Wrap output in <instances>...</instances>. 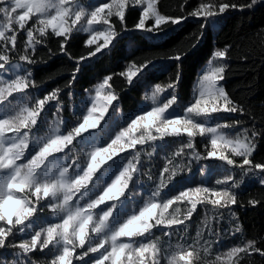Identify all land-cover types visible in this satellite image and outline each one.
Wrapping results in <instances>:
<instances>
[{"label": "snow or ice", "instance_id": "1", "mask_svg": "<svg viewBox=\"0 0 264 264\" xmlns=\"http://www.w3.org/2000/svg\"><path fill=\"white\" fill-rule=\"evenodd\" d=\"M189 2L180 0L179 14L170 15L161 10L160 0H0V264L264 259V238H247L234 210L245 177L259 175L264 185V162L254 159L264 137V116L251 113L222 83L232 45L212 53L189 103L178 100V72L166 85L150 86L144 95L149 105L127 120L121 114L113 121L109 114V109L117 112L119 99L113 75L85 90L86 97L71 108V120L64 115V89L35 94L32 66L42 61L41 49L75 61L64 86L74 100L81 62L116 47L129 30L126 14L138 12L133 28L153 38L189 17L200 20L202 35L226 12L250 9L257 0H200L186 11ZM81 34L88 51L74 58L70 42ZM185 55L176 50L165 58L179 65ZM151 64V58L130 61L118 75L131 85ZM170 144L176 146L154 180L146 158ZM200 161L207 162L202 173H219L214 182L173 192L169 185L175 187V178L191 173ZM145 177L148 187L141 191ZM198 208L202 215L194 221ZM225 236L235 243L222 250Z\"/></svg>", "mask_w": 264, "mask_h": 264}, {"label": "trees", "instance_id": "2", "mask_svg": "<svg viewBox=\"0 0 264 264\" xmlns=\"http://www.w3.org/2000/svg\"><path fill=\"white\" fill-rule=\"evenodd\" d=\"M199 2L200 0H190L185 6L186 11L195 8ZM232 2L244 4L249 3L250 0H232ZM259 2L261 0H257V3ZM179 3L180 0H160V7L166 14L176 15L179 14ZM257 3L250 9L228 11L216 30L209 25L200 35V20L189 17L184 23L173 28L168 35L157 40L133 28L139 16L138 12L133 11L131 15L126 14L129 30L122 33V38L119 39L116 47L111 48L110 46V51L105 50L95 59L81 62V70L77 73L72 88L74 97L85 98L86 89H92L106 76L113 75L111 83L119 99L114 102V106L118 105L117 112L113 114L109 109V114L113 116V121L120 119L121 114L123 120H127L149 105L150 102L144 100V95L146 91H150V86L156 83L166 85L179 72L180 81L176 94L181 105H184L193 99L194 84L201 65L210 59L216 49L232 45L230 68L226 80L222 83L229 94L237 101H241L251 113L258 118L264 116V1ZM85 39L86 36L81 34L70 42L72 57L78 58L86 55L88 49L84 45ZM51 47L55 51L56 43L53 42ZM176 50L187 53L179 65L165 58L170 51ZM39 55L43 57L42 61L32 66L37 85H48L49 90L57 87L64 89L61 93V100L66 102L64 112L68 117L73 118L70 103L73 99L65 94L68 90L64 86L70 79L75 61L69 60L62 53L49 56L46 48L41 49ZM244 55L248 56L246 61L241 59ZM148 58L153 59V64L149 65L143 76L134 77L131 85L126 83L125 78L118 75L126 70L130 61L140 63ZM241 119L246 118L241 117ZM123 120L120 122L123 123ZM260 126L258 119L257 127ZM200 139L197 138L198 141ZM175 146V144H170L165 148L162 145L150 161L146 158V163L151 165V175L154 180L163 166L164 156ZM198 147H201L203 151L202 146L198 144ZM254 159L256 162H264V137L259 138L257 142ZM206 163V161L194 162L191 166V173H181L173 182L175 187L173 188L172 185L169 187L175 192L176 189L185 185L195 186L202 182L211 185L219 173L213 172L211 175L207 171L202 173L201 169ZM145 181L146 183L141 185L139 190L143 191L148 187L146 177ZM237 191L240 204L234 206V210L247 238H264V185L250 174L244 178L243 184ZM251 199H258L260 203L255 206L249 205L248 201ZM241 204L243 206H240ZM200 215L202 213L198 208L193 220H197ZM224 227L227 229L228 225L225 224ZM233 243L235 240L226 236L222 237L220 248L227 250ZM248 264H264V259L257 255L250 259Z\"/></svg>", "mask_w": 264, "mask_h": 264}, {"label": "rangeland", "instance_id": "3", "mask_svg": "<svg viewBox=\"0 0 264 264\" xmlns=\"http://www.w3.org/2000/svg\"><path fill=\"white\" fill-rule=\"evenodd\" d=\"M262 1H264V0H261V2H262ZM261 2H259V3H261ZM259 3H257V4H259ZM226 14H227V12H226V13L223 15V17L220 18L215 24H210L211 28L214 29V30H216V29L220 26L222 20H224ZM190 18H192V19H196V18H193V17H190ZM185 21H186V20L182 21V23H184ZM182 23H181V24H182ZM178 26H179V25H178ZM178 26H175L174 28H176V27H178ZM172 30H173V28H169V29L167 30V34H166V35H168ZM147 35H148V34H147ZM166 35H164V34H160V35H159L158 37H156V38H153V37L150 36V35H148V36H149L151 39H153V40H157V39H161V38L165 37ZM101 42H102V41H101ZM104 51H105V50H104ZM98 55H99V54H97V56H98ZM97 56H96V57H97ZM96 57H90V58H88V59H89V60H93V59H95ZM208 61H209V60L205 61V62L201 65V67H200V71H199L198 78H197V80L195 81V84H194L193 95H194V90H195V88H196V83H197V81H198V79H199V77H200L202 71L205 69V67H206V65H207V63H208ZM49 91H51V90H49L48 85H38L37 89L35 90V94H36V95H39V96H42L43 94H46V93L49 92ZM83 98H84V97H82V96H78L77 98H75L74 100H72V102H70V103H71L72 106H73V104H75V105L78 106V105L80 104V101H81ZM61 101H62V100H61ZM62 103H63V105L65 106V103H66V102L62 101ZM51 111L54 112L55 109L52 108ZM64 115H65V117H67V118L70 119V120L73 119V118L68 117L67 114H66L65 112H64ZM252 175H253V174H252ZM253 176H254L255 180H257V181L260 182L261 177H260L259 175H253Z\"/></svg>", "mask_w": 264, "mask_h": 264}]
</instances>
